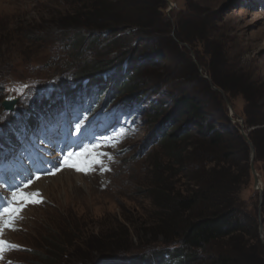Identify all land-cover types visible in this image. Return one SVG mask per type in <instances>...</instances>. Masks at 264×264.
I'll return each instance as SVG.
<instances>
[{
    "label": "rangeland",
    "instance_id": "rangeland-1",
    "mask_svg": "<svg viewBox=\"0 0 264 264\" xmlns=\"http://www.w3.org/2000/svg\"><path fill=\"white\" fill-rule=\"evenodd\" d=\"M164 1L162 12L165 21L170 23L169 33L178 45L174 50L165 36L155 30L143 32L133 24L115 29L121 19L132 14L129 11L88 17L87 11L92 5L106 2L116 9L121 7V0H0V118L4 114V90L11 84L21 88L27 83L28 92H33L47 85L50 88L51 83L61 80L76 81L88 64L105 58L132 60L124 63V69L119 71L122 79L128 74V67L143 64L149 71L141 77L139 112L134 113L133 120L127 118L130 112L122 113L124 127L107 123L115 103L106 105L101 100L105 95L101 87L87 85L81 90L79 97L96 102L99 110L102 108L101 114L78 124L81 133L76 134V144L64 154L54 151L55 158L47 159L42 165L44 172L57 163L62 166L58 171L53 169L55 175L51 178L41 179L35 185L44 190L48 202L30 208L23 229L11 234L26 249L18 250L19 244L15 242L14 252L7 256L6 264H36L44 261V254L56 255L60 246L65 248L62 258L56 262L49 259V262L126 264L142 259L154 248L173 247L175 242L166 245L152 239L160 210L149 186L156 161L167 164L172 160L160 147V139L150 143L148 140L157 132V137L164 135L163 125H159L172 113L176 99L183 96L199 99L206 116L217 127L230 132L229 143L240 155L244 152L238 135L246 142L243 133L250 138L262 190L255 188L251 168L250 178L239 171V196L244 205L238 216L241 222L249 223L245 213L251 212L255 224L259 225V233L260 226L264 228L261 205L264 160L260 159V155L264 159V144L258 148L252 141L264 137V0H170L173 7ZM91 23L106 25L94 34L88 29ZM107 24L112 27V33L123 30L115 36L108 31L98 36L107 29ZM141 51L144 56L133 59ZM115 69L108 70L105 77L118 74ZM193 69L204 82L195 76ZM213 76L229 79L226 84L229 89L217 84L220 90L214 89ZM121 84L116 85L120 88ZM111 88L106 91L111 92ZM125 92L120 97L133 95ZM155 98H159L157 104L163 102L167 114L159 117L161 123L155 122L150 127L148 121L156 114V106L151 103ZM182 126L180 123L167 129L180 130ZM50 148L55 149L45 146L46 150ZM248 148L251 162L250 145ZM191 149L187 148V152ZM73 154L93 166L94 160L103 161L102 169L109 175L105 179L91 178L92 175L85 177L71 170L63 171L67 167L64 157ZM42 160L37 163L39 167ZM191 162L197 164L199 160ZM97 171H101L100 167ZM5 175L2 173V178ZM183 181L175 183L176 186L181 187ZM157 238L161 240L162 235L158 234ZM260 238L262 241L261 233Z\"/></svg>",
    "mask_w": 264,
    "mask_h": 264
},
{
    "label": "trees",
    "instance_id": "trees-1",
    "mask_svg": "<svg viewBox=\"0 0 264 264\" xmlns=\"http://www.w3.org/2000/svg\"><path fill=\"white\" fill-rule=\"evenodd\" d=\"M120 4L121 7L116 9L106 2L92 5L87 11L88 17L100 18L106 15L104 12L129 11L132 14L121 19L120 24H114L115 29L133 24L137 25L136 30L141 28L143 32L155 30L156 33L165 36L172 45V50L174 47L178 48L176 41L169 33L170 23L165 21V15L162 12L165 7L164 0H121ZM88 25L91 33L95 34L106 24L104 26L93 23ZM122 30L112 33V27L107 24V29L99 32L98 36H102L105 31L115 36ZM141 53L142 51L134 54L133 59H141L144 56ZM129 61L132 60L126 57L116 61L110 58L94 61L82 70V75L76 77L77 80L73 81V85L81 86L86 78L91 83L99 84L106 82L107 79L111 80L112 76L105 77V72L111 68L120 71L124 69V63ZM145 66L139 64L133 68L128 67L129 72L123 79L118 77L119 82H117L115 78L111 92L108 91L109 98L106 103H124L125 106H133L141 97L139 94L142 90L141 77L149 74ZM193 72L197 77L196 69H193ZM197 78L204 82L202 78ZM213 81L215 86L228 88L226 84L229 79L225 77L214 78L213 76ZM118 83L121 84L120 88L116 85ZM125 91L133 95L120 97V94L126 93ZM158 100L159 98H155V102H152L156 106L154 109L156 114L151 116L152 120L148 121L150 127H154L155 122H159V117L167 114L163 109V102L157 104ZM172 109L167 120L159 122L161 123L159 126L163 125L161 131L164 134L160 135V147L166 151V155L172 161L167 164L156 161L155 175L149 186L150 194L160 210L155 218L152 239L154 242L163 241L166 245L175 242V245L154 248L149 253H145L142 259L126 264H264V243L260 238L258 223L255 224L251 212H244L249 223L241 222L238 216L244 205L239 196L238 184L241 178L239 171H244L246 178H250L248 143L241 135H238L243 147L242 153L244 152L243 156L240 155V152L229 143L230 132L222 126L217 127L214 120L206 116V110L196 97L177 98ZM180 123L183 124L180 130L176 128L168 131L170 129L167 128L170 125L177 127ZM235 132L237 133V130ZM157 136L159 132L155 133L148 143L155 141ZM199 141L203 144L197 143ZM252 141L260 148L261 144H264V137L260 141L259 138ZM189 147L192 149L187 152ZM262 156L260 155V159L264 160ZM193 159H198L199 163H192ZM190 164H195V167ZM178 175L179 179H171ZM181 180H184L180 184L181 187H177L175 183H180ZM261 205L264 209V201ZM262 222L264 225V214ZM158 234L162 235L161 240L157 238ZM64 243L65 241L62 242ZM67 244L69 245V241ZM56 252V255L44 254L42 258L44 261L36 264H55L59 258H62L65 248L60 246ZM49 259L55 262H49L51 261Z\"/></svg>",
    "mask_w": 264,
    "mask_h": 264
},
{
    "label": "snow or ice",
    "instance_id": "snow-or-ice-1",
    "mask_svg": "<svg viewBox=\"0 0 264 264\" xmlns=\"http://www.w3.org/2000/svg\"><path fill=\"white\" fill-rule=\"evenodd\" d=\"M68 157L65 158L64 160V164L67 165V166H70V167H77L76 165H69L68 164ZM95 163H100L99 160H94ZM62 165H60L59 163L55 164L52 166V168H49L46 172V174H51V175H55V171H53V169H55L56 171L59 170V168L61 167ZM77 170L78 171H82L83 169H80L79 167H77ZM39 171V169H38ZM17 200H25V201H31V202H39V201H35L32 197H29V196H25L24 194H20L19 196H17L16 194H13V202L12 204H10V207L9 208H6L4 209V213H9L10 211L13 213V214H18L21 209L20 208H16L14 207L13 205L16 203ZM8 224H11L12 223V220H9L7 222ZM2 243V242H0Z\"/></svg>",
    "mask_w": 264,
    "mask_h": 264
},
{
    "label": "water",
    "instance_id": "water-1",
    "mask_svg": "<svg viewBox=\"0 0 264 264\" xmlns=\"http://www.w3.org/2000/svg\"><path fill=\"white\" fill-rule=\"evenodd\" d=\"M166 1L170 5V7H173V4L171 3L170 0H166ZM199 67H201V66L199 65ZM211 86L214 89L220 90V88L217 87V86H215L213 83H211ZM6 107L7 108H11L12 106H11V104H8V105H6ZM243 136H245V139L247 140V142L249 143L250 148H251V154H252V156L250 158V161H251L250 162V166H251L250 168H251V171H252V173H253V175L255 177V188H257L259 190H262V188L260 187L261 181L259 179V173L257 172L256 167L254 166V156H255L254 153L255 152H254L253 144H252L250 138L247 136V134L243 133ZM263 229H264L263 226H260V233H261V236H262V241L264 243V230Z\"/></svg>",
    "mask_w": 264,
    "mask_h": 264
}]
</instances>
